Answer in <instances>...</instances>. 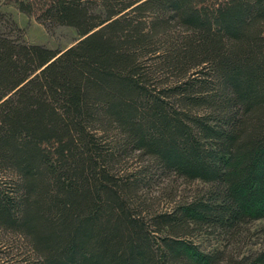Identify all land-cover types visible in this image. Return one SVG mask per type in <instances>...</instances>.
Returning a JSON list of instances; mask_svg holds the SVG:
<instances>
[{
    "label": "trees",
    "instance_id": "trees-1",
    "mask_svg": "<svg viewBox=\"0 0 264 264\" xmlns=\"http://www.w3.org/2000/svg\"><path fill=\"white\" fill-rule=\"evenodd\" d=\"M2 4L0 264H264V0Z\"/></svg>",
    "mask_w": 264,
    "mask_h": 264
},
{
    "label": "rangeland",
    "instance_id": "rangeland-1",
    "mask_svg": "<svg viewBox=\"0 0 264 264\" xmlns=\"http://www.w3.org/2000/svg\"><path fill=\"white\" fill-rule=\"evenodd\" d=\"M0 7L3 10L9 12L12 18L15 20L17 25L23 30V37L28 42L38 43L45 45L52 49H63L75 42L77 39V33L72 27L65 25H57L52 28L45 27L42 23L37 21L34 16L27 15L20 12L15 6L9 4H2L0 0ZM198 181H194L190 184L181 183L178 187L180 189H187L186 194L191 192V189L199 185ZM175 184L170 182L168 179H160L156 181L148 188H144L145 196L149 197V200L155 201V205L158 208H165L171 201V195L174 193ZM250 227V239L248 248H257L260 241L264 239V218L255 220L249 224ZM6 239L0 235V249ZM22 256H19L21 259ZM21 264H35L33 259L30 257L28 260H20Z\"/></svg>",
    "mask_w": 264,
    "mask_h": 264
}]
</instances>
